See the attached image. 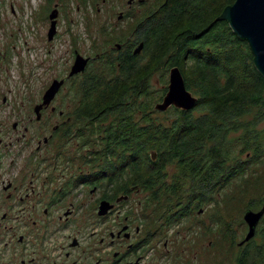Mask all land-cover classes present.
I'll use <instances>...</instances> for the list:
<instances>
[{
	"label": "rangeland",
	"instance_id": "374dc122",
	"mask_svg": "<svg viewBox=\"0 0 264 264\" xmlns=\"http://www.w3.org/2000/svg\"><path fill=\"white\" fill-rule=\"evenodd\" d=\"M164 1L133 0L130 4V0H0V50L5 55L7 69L6 77L0 80V87L9 99L21 98L26 103L28 101V104L36 103L40 92L49 83L51 85L54 80L68 76L74 54L77 52L83 58L90 59L86 72L73 80L77 113L79 103L83 100L80 91L84 81L93 78L97 83L98 89L95 88L96 92L89 97L91 101L108 83H114L119 77L120 65L125 62L122 53L134 52L142 43L136 30L139 21L156 12ZM55 8L59 11L58 36L49 41L53 39L52 29L56 26L55 23L50 27L49 14ZM216 32L214 35H217ZM119 44L123 45L122 50H118ZM142 54H145L144 49L140 55ZM147 56L141 66L146 68L149 65V75L146 78L148 93L145 92L133 102L129 110V122L143 126L151 125V121L155 125H167L174 115L178 117L174 111L175 107L160 112L157 110V104L162 103L168 92L170 71L174 67L169 64L168 55L160 62L150 64H147L150 62V55ZM187 65H192V62ZM66 88L71 89V85ZM190 92L197 97L193 91ZM257 110L255 108L245 120H241L242 130L231 134L232 152L230 151L229 155L231 154V164H236L239 172L230 183L219 189L220 193L216 190L215 193L221 196L218 200L221 204L215 207L197 206L192 214L173 226L169 225L168 219L176 208L170 209L172 203L167 200L171 194L169 187L178 180L181 181L182 190L179 194L183 202L192 187L188 169L177 161L173 162L166 166L160 183L153 189L138 184L136 174L130 173L128 168L124 169V176L117 179L112 188L129 182L132 185L138 184L141 189L139 194L132 196V210L124 207L110 214L114 209V205L110 204L112 208L107 212L110 215L107 242L109 260L116 259L115 253L119 252L121 255L129 247L138 244L140 249L132 259L143 257L146 264H240V259H247L242 264H264V214L256 228L255 236L245 241L249 232L245 221L246 213L264 211V121L255 127L251 125ZM193 115L199 117L200 113L194 112ZM115 116H110L107 122L111 123ZM89 124L87 129L84 128L81 119L76 116L73 143L65 139L53 154V157L58 155L59 166L67 164L75 156L73 162L76 167L85 159H90L91 170L94 172L101 166L107 167L108 163L118 161L117 156L106 155L101 151L102 147L92 145V138L106 130L104 123L98 122L95 126ZM260 132V138L255 140V136ZM86 146H89L90 154ZM95 152L100 154L95 156ZM154 153L151 148L148 149V155L155 156ZM50 157V152L45 153L43 160L48 161ZM146 158L145 156L142 160V173L150 175V162ZM45 167L46 164H43L41 168ZM44 175L48 174L44 172ZM155 192L159 194L155 199L149 200ZM194 197L196 195L192 194L190 199ZM92 201L91 198L75 197L73 219L76 227L81 225L80 222L88 221ZM127 216L132 227L131 238L122 242L116 241L112 245L110 234L117 231L118 222H127ZM137 226L141 229L139 234L135 231ZM33 231L45 234L52 233L53 229L42 225ZM83 231L86 237H92V242L96 244L105 229H92L89 232L84 228ZM90 233L96 234L92 236ZM8 234L6 230L3 231L0 242L6 236H11ZM77 235L79 234L75 233L73 237ZM50 238L56 240L53 249L65 243L60 236ZM46 247L27 246L26 249H17L21 254L27 250L28 256L32 255L38 262H42L52 259L51 250H46ZM256 247L260 248L259 251ZM3 249V245H0V250ZM32 250L38 252L33 254ZM100 250L105 252L103 246ZM246 253L248 255L241 258ZM262 253L263 257L260 256Z\"/></svg>",
	"mask_w": 264,
	"mask_h": 264
},
{
	"label": "trees",
	"instance_id": "16d2710c",
	"mask_svg": "<svg viewBox=\"0 0 264 264\" xmlns=\"http://www.w3.org/2000/svg\"><path fill=\"white\" fill-rule=\"evenodd\" d=\"M235 1L165 0L156 12L142 18L136 28L139 41L145 44V54L122 53L125 62L120 65L118 79L108 83L93 101L89 97L98 89L94 79L84 81L81 87L83 100L78 112L82 126L103 122L106 130L92 138V145L102 147V152L118 159L105 166L110 181L124 176V169L128 168L136 174L138 184L153 189L160 183L166 166L177 161L188 169L192 187L183 202L179 194L181 181L169 187L171 194L167 200L172 203L170 209L176 208L168 219L170 226L192 214L197 206L221 204L216 190L220 193L222 186L239 172V167L231 164L229 155L231 134L243 129L241 120L255 108L258 110L251 125L255 127L264 121V78L253 64L248 43L241 41L227 22L216 21ZM147 55H150L147 64L158 63L168 55L169 64L180 68L187 89L198 98L190 111L174 108L178 117L174 115L167 125H155L151 121V125L143 126L129 122L133 102L148 93L149 65L141 66ZM188 62L192 65L188 66ZM194 112L200 116L194 117ZM113 115L115 119L108 123ZM260 136L261 132L255 140ZM150 148L155 156L148 155ZM145 156L150 162V175L142 173ZM158 194L152 193L149 200ZM192 194L196 197L190 199Z\"/></svg>",
	"mask_w": 264,
	"mask_h": 264
},
{
	"label": "flooded vegetation",
	"instance_id": "af4514ba",
	"mask_svg": "<svg viewBox=\"0 0 264 264\" xmlns=\"http://www.w3.org/2000/svg\"><path fill=\"white\" fill-rule=\"evenodd\" d=\"M55 11L57 16L52 18ZM49 20L50 27L56 23L53 39L48 38L53 41L58 36L57 8L50 12ZM122 48L123 45L118 50ZM76 56L77 52L68 76L59 78L63 84L49 104L41 105L53 82L40 92L38 102L31 104L21 98L9 99L0 87V236L5 230L11 235L6 236L3 241L1 239L0 245L4 249L0 250V264H146L143 257L132 259L140 249L138 244L129 247L121 255L119 252L115 253L116 259H108L110 215L101 214L102 204L108 202L114 205L110 214L124 207L132 210V196L139 194L140 186L129 183L127 186L123 184L112 188L119 178L113 177L110 181L105 166L92 172L90 159H85L76 167L73 162L75 156L61 166L57 161L58 155L53 157L65 139L73 143L75 119L80 116L75 111L73 80L86 72L90 61L84 73L72 76ZM6 74L5 55L0 50V80ZM69 85L71 89L67 90ZM38 107H41L39 111L36 110ZM85 148L90 154L89 146ZM49 152L50 159L43 160L44 154ZM43 164L46 167L42 169ZM43 171L48 175H44ZM76 196L93 199L88 221L80 222L78 227L73 219ZM138 203L142 204L140 201ZM128 220L129 216L126 217V223L118 222L117 231L110 234L112 245L116 241L122 242L131 238L132 227ZM42 225L53 229V232L42 234L33 231ZM84 228L89 232L92 229H105V232L100 236L99 242L94 244L92 237H86ZM140 230L139 226L135 228L137 234ZM75 233L79 235L73 237ZM90 234L94 236L96 233ZM55 236H60L65 243L53 249L56 240L50 237ZM27 246H47L46 250H51L52 259L38 262L32 255H27V250L21 254L17 249H26ZM102 246L105 252L100 250ZM36 252L38 251L32 250L33 254Z\"/></svg>",
	"mask_w": 264,
	"mask_h": 264
},
{
	"label": "water",
	"instance_id": "95a60500",
	"mask_svg": "<svg viewBox=\"0 0 264 264\" xmlns=\"http://www.w3.org/2000/svg\"><path fill=\"white\" fill-rule=\"evenodd\" d=\"M132 2L133 0H130V4H132ZM56 16L57 12L55 11L52 18H56ZM216 21L227 22L232 32L241 41L248 43L249 49L253 55V64L256 70L264 78V0H236L232 5H229L224 9L223 13L216 19ZM54 28L55 27H53L52 30H54ZM144 47L145 44L141 43L134 51V55H140ZM117 48L120 49L121 45H118ZM89 61V58H83L77 53L71 75L75 76L84 73ZM62 84L63 81H60L51 85L44 96L43 104H49L52 101L60 90ZM197 103L198 98L187 89L180 68H172L170 71L168 92L163 98L162 103L157 104V110L164 112L171 107H175L182 111H190ZM40 108L41 107H38L36 110L39 111ZM111 208L112 206L110 203L102 204L101 214H107ZM263 214L264 211L258 213L249 211L246 213L245 221L249 226V232L245 241H249L255 236L256 228Z\"/></svg>",
	"mask_w": 264,
	"mask_h": 264
},
{
	"label": "bare ground",
	"instance_id": "6f19581e",
	"mask_svg": "<svg viewBox=\"0 0 264 264\" xmlns=\"http://www.w3.org/2000/svg\"><path fill=\"white\" fill-rule=\"evenodd\" d=\"M76 61V60H75ZM61 80H55V81H53V83H52V85H54L56 82H60ZM108 203H110V202H108Z\"/></svg>",
	"mask_w": 264,
	"mask_h": 264
}]
</instances>
